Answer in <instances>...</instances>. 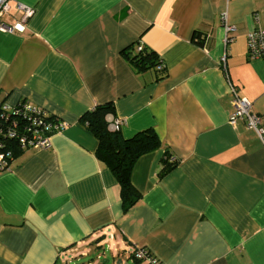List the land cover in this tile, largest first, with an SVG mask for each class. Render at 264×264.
<instances>
[{"label":"crops","instance_id":"crops-1","mask_svg":"<svg viewBox=\"0 0 264 264\" xmlns=\"http://www.w3.org/2000/svg\"><path fill=\"white\" fill-rule=\"evenodd\" d=\"M18 4L33 14L23 31H0V101L64 126L0 171V264H67L103 244L120 264H148L130 256L138 247L161 264H264V143L244 121L229 124L227 83L264 129V61L246 45L264 28V0H10L4 23L22 17ZM222 16L235 27L226 46ZM139 44L164 77L121 54ZM107 101L109 128L120 119L124 137L152 128L161 141L135 162L139 197L126 210L79 120ZM165 150L175 165L159 177Z\"/></svg>","mask_w":264,"mask_h":264},{"label":"built area","instance_id":"built-area-1","mask_svg":"<svg viewBox=\"0 0 264 264\" xmlns=\"http://www.w3.org/2000/svg\"><path fill=\"white\" fill-rule=\"evenodd\" d=\"M10 0H0V31L14 33L25 29L26 21L33 14V8L18 4L23 11L22 17L11 24H6L2 16L9 13ZM225 46L231 42V33L235 27L226 22L222 16ZM257 20V17L255 16ZM247 57L249 59L261 58L264 61V28L256 25L246 33ZM140 47L138 46V49ZM224 59V58H223ZM228 91L231 96L232 111L229 116V124L234 126L241 120L245 125L255 131L264 143V129L261 126V117L252 111L251 102L238 94L237 88L229 81ZM123 121L113 119L111 130H120ZM63 123L57 118L50 117L44 110L20 101L15 105H9L0 101V171L9 169L10 161L15 151L47 149L51 146V137L63 128ZM171 160L174 157L171 156ZM110 248V245H107ZM130 256L137 260H146L148 264H161L149 251L143 247L130 250Z\"/></svg>","mask_w":264,"mask_h":264},{"label":"trees","instance_id":"trees-1","mask_svg":"<svg viewBox=\"0 0 264 264\" xmlns=\"http://www.w3.org/2000/svg\"><path fill=\"white\" fill-rule=\"evenodd\" d=\"M204 39L205 36L202 34L194 35V41L198 45H202ZM121 54L136 71L154 69L156 79L166 74L161 59L146 46L128 45L121 50ZM114 114L113 103L107 101L96 104L84 112L79 120L97 139L95 156L109 168L117 180L123 209L126 210L139 197L138 191L131 183V171L135 162L143 154L159 148L161 141L152 128L142 129L127 138L121 134L120 130H111L107 117ZM171 156V153L165 150L162 167L158 172L159 177L164 176L175 165V160L170 159Z\"/></svg>","mask_w":264,"mask_h":264},{"label":"rangeland","instance_id":"rangeland-1","mask_svg":"<svg viewBox=\"0 0 264 264\" xmlns=\"http://www.w3.org/2000/svg\"><path fill=\"white\" fill-rule=\"evenodd\" d=\"M102 249L101 247H89L87 250L80 253V255H77V258L81 257L82 261L76 260V257H72L73 255H69V262L67 264H120L118 263V260L114 259L111 253L105 249L103 245ZM71 256V257H70ZM104 260H107L106 262ZM83 262V263H82ZM63 264H66L64 262ZM128 264H136L135 262H129Z\"/></svg>","mask_w":264,"mask_h":264},{"label":"water","instance_id":"water-1","mask_svg":"<svg viewBox=\"0 0 264 264\" xmlns=\"http://www.w3.org/2000/svg\"><path fill=\"white\" fill-rule=\"evenodd\" d=\"M57 264H60V259L58 260Z\"/></svg>","mask_w":264,"mask_h":264}]
</instances>
